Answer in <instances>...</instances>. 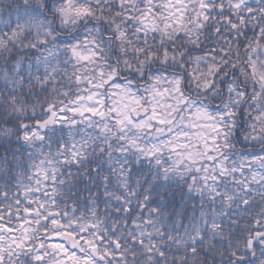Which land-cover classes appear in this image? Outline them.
<instances>
[{
	"label": "snow or ice",
	"instance_id": "obj_1",
	"mask_svg": "<svg viewBox=\"0 0 264 264\" xmlns=\"http://www.w3.org/2000/svg\"><path fill=\"white\" fill-rule=\"evenodd\" d=\"M0 264H264V0H0Z\"/></svg>",
	"mask_w": 264,
	"mask_h": 264
}]
</instances>
